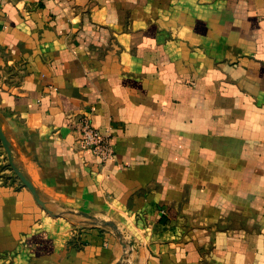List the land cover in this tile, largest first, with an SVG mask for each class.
Returning a JSON list of instances; mask_svg holds the SVG:
<instances>
[{
    "label": "crops",
    "instance_id": "crops-1",
    "mask_svg": "<svg viewBox=\"0 0 264 264\" xmlns=\"http://www.w3.org/2000/svg\"><path fill=\"white\" fill-rule=\"evenodd\" d=\"M0 129V264H264V0H0Z\"/></svg>",
    "mask_w": 264,
    "mask_h": 264
},
{
    "label": "built area",
    "instance_id": "built-area-1",
    "mask_svg": "<svg viewBox=\"0 0 264 264\" xmlns=\"http://www.w3.org/2000/svg\"><path fill=\"white\" fill-rule=\"evenodd\" d=\"M79 133L75 151L91 153L99 161V167L104 168L106 164L114 160V149L112 136L106 132H100L91 125L89 114H84L75 125Z\"/></svg>",
    "mask_w": 264,
    "mask_h": 264
},
{
    "label": "rangeland",
    "instance_id": "rangeland-1",
    "mask_svg": "<svg viewBox=\"0 0 264 264\" xmlns=\"http://www.w3.org/2000/svg\"><path fill=\"white\" fill-rule=\"evenodd\" d=\"M14 163H15V160H14ZM15 165H16V163H15ZM9 181H10V185L17 184V186H19V187L21 186V187H25L26 188V186L21 182V180L17 177L15 172L10 167V165L8 163L6 152H5V150L3 149V147H2V145L0 143V185H6ZM101 220H105V219L96 218L95 217V220L90 219V221H88V223L89 224H94V225L95 224L96 225H98V224L100 225L101 222H102ZM110 229H112V228H110ZM128 239L129 238H128V235H127L126 239L123 240L125 242L126 246H128V242H129ZM119 264H121V263H119Z\"/></svg>",
    "mask_w": 264,
    "mask_h": 264
},
{
    "label": "water",
    "instance_id": "water-1",
    "mask_svg": "<svg viewBox=\"0 0 264 264\" xmlns=\"http://www.w3.org/2000/svg\"><path fill=\"white\" fill-rule=\"evenodd\" d=\"M0 143L3 147V149L6 152L7 155V159H8V163L10 165V167L12 168V170L15 172V174L17 175V177L21 180V182L26 186V188L31 192V194L34 196L35 200L41 205L43 206V203L39 200V198L36 195V192L34 190V188L32 187V185L29 183V181L24 177L23 173L20 171V169L15 165L14 163V157L10 148V144L7 141V139L5 138L3 132L0 129ZM86 217L93 219L90 216ZM101 225L103 226H107L110 227L112 229H116V226L113 222H106V221H102Z\"/></svg>",
    "mask_w": 264,
    "mask_h": 264
}]
</instances>
